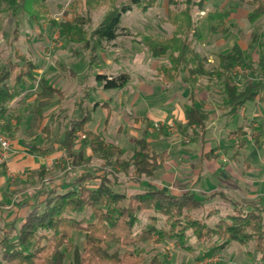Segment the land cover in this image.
<instances>
[{
  "label": "rangeland",
  "instance_id": "rangeland-1",
  "mask_svg": "<svg viewBox=\"0 0 264 264\" xmlns=\"http://www.w3.org/2000/svg\"><path fill=\"white\" fill-rule=\"evenodd\" d=\"M176 1L177 6H172L171 9H173L174 12H179L188 7L191 11L193 22L204 17L205 13L208 11L217 10L229 13V17L226 19L223 26L224 28H228L225 34L220 32L222 29L220 28L214 34H207L203 43L195 42L194 44L197 53L202 57H206L207 65L214 64L215 56L224 50L230 49L235 42H239L243 47H246L251 43V35L260 37L262 49H264V17H261L256 22H249L247 13L250 7L245 2L247 0ZM84 2L85 0H45L48 15L53 21V23H51L41 19L31 20L30 17L22 12L18 13L17 19H14L12 16L14 0H0V69L6 64L8 59L14 60L15 52L17 51L26 59L33 61L38 66L45 69L47 77L52 78V83L55 85L58 83V86L60 85L61 88V94H55L50 101V98L42 94L38 87L36 88L33 86L35 90L31 92H23L22 90L25 95L23 99L13 100L7 104L10 113L14 115L18 114L21 119H25L26 116H29L27 117L28 119L30 117L33 118L34 107L36 105L40 107L41 105H46L47 108L55 107V112L51 115L49 120V123H51L54 129L51 139L55 140L57 146L59 144L58 149L61 153L54 169L46 174V177L49 179L48 185L50 186L46 185L47 187L43 188L44 194L36 199L35 204L28 212L34 207H42V201L45 200L47 191L51 189L59 191L61 187L70 186L73 179H76L84 172L93 173V180H89V182L85 180L82 181L78 187L76 186L78 190L86 185H95L100 179H104V177L111 181L114 190L125 192L126 194L143 191L146 186L141 185L142 181L154 183V175L151 178L142 177L140 180H136L137 178L133 176V169L131 167H126L125 170L122 169V167L128 163L133 153V140L141 135L140 130H138V128L134 129L133 127L136 125V122L133 121L135 113L129 107V99L136 90V84L137 86L142 84L143 80L156 91L153 93V97H162L164 95V89L170 91L167 95L165 93V100L170 99L173 92L180 85V87H183L182 84H184L181 79L170 83L171 85L164 84L157 74L156 69L160 64L167 65L169 63L168 54L164 58L152 59L141 43L144 36L163 38L171 36L174 26L167 16L169 7L168 0H158L157 3L146 12L133 10L123 14L118 37L113 42L101 43L99 47L92 38L93 31L111 8L119 6L122 3H127L128 0H108L104 5L93 9L85 8ZM201 7L202 10H200ZM86 11L88 15L85 14ZM76 13L84 14L83 16L86 17L85 21L88 20L86 23L85 21L82 22L83 25H85L80 27L79 33L66 34L65 30L61 32L62 23H74ZM237 30L241 31L244 38L237 39ZM15 31H17V34H15ZM180 39H186L187 41L193 40L194 43L190 30H185ZM255 46L257 51V49H259L258 44H255ZM260 53L264 56V50L260 51ZM174 55L176 56V54ZM239 70L240 68L237 67L234 73ZM71 72L75 73L76 76L74 77L71 75ZM120 74H127L129 80L125 86L113 90L104 89L103 81L97 79L98 75L117 76ZM236 77L241 85L251 80V75L248 70L241 73L236 72ZM8 83L12 85V79ZM201 84L204 85L205 81H202ZM33 85H36V83ZM143 86H147L146 88L149 87L145 84ZM213 88L216 93L213 94L214 97L211 102L215 106L212 111L218 112L219 114L226 113V109L222 106V94H219L221 88L219 85H213ZM17 95L16 93L15 96ZM31 96L34 98L33 102H30ZM112 96L115 97L113 98ZM40 98L43 101H41ZM105 98H111L110 109L112 111L106 127V110L102 107L94 106L95 100L96 102L98 101V103H103L105 101L110 103V100ZM77 99L78 101L82 99L83 102H85V107L88 106L90 109L93 108V119L89 128L99 133L108 141L115 144H117V142L120 143L119 146H121L122 152L116 154L112 160H104L100 158L98 154L92 153L83 139L81 140L80 136H77L74 142V150L76 152L78 150H83L86 155L90 156V162L78 168H73L68 164V157L63 150L60 140L63 139V132L69 127L68 121L72 118H79L78 116L75 117L79 112L77 105H75V103L78 102ZM137 100L138 98L136 97V101ZM251 103L253 102H248L244 106L246 108L245 115L248 118L247 120L239 116L237 119L235 118V122L231 124L230 122L233 121L236 115L228 116L225 114V122L227 124L230 123L228 128L237 129L239 125L242 131L237 134L228 132L226 136L224 135V138L228 140L231 136L234 137L233 143L231 142V145L228 147V152L231 158L230 162L235 171L238 172L240 176L244 177L249 185H251V182L255 181L257 182V187H260V184L264 183V166L260 168L262 171L258 174V168H255L256 164L252 163L251 166L244 162L245 154H248V150L247 147L244 148L245 144L243 139H249L250 134L257 131H260V142L262 137H264L262 136V133H264V131H262L264 130V110H262L259 105H256L257 107H252ZM250 106L253 112H257L258 109L262 111L260 115L256 113L257 118L255 117V121H249L251 116L249 111ZM245 108H243L242 111H244ZM238 113H241V110ZM0 119L2 120V124L6 121V118L0 117ZM14 123L15 121L12 120V124ZM2 124H0V126ZM172 124L173 126L170 130H163V128L154 129L153 124L148 126V132L149 134L151 133L148 138L151 140L152 149L157 153H161L164 149L172 147L173 156L178 147L185 146L183 149H186L188 146L194 147L195 136L193 130L178 125L175 121H172ZM20 127L22 128V135L26 136L25 146L28 147L33 143V141L29 139L30 137L28 134L34 129L36 130V128H31L30 122L29 124L25 122ZM0 129L10 139L7 134L8 132L3 127ZM203 135L205 136V133ZM239 140L241 145L236 143ZM184 141L188 142L187 145L184 144ZM233 149H238L237 157L232 154ZM262 156L264 155H261V157ZM174 158L173 161L177 162V156H174ZM227 161H229V159H226V162ZM255 174H257V176H255ZM34 180L36 181L37 179L35 178ZM192 180H194V177ZM19 184L21 185V183ZM238 185H240V187L244 186L242 183H238ZM162 188L163 191H169L171 193H191L194 195V183L190 180H186V182L185 180L181 182L176 181V183H170ZM221 193L222 194L219 193V195L216 196V200L211 202H208V199L198 198V193L194 195L196 199L202 201V205L199 209L190 211L189 216L192 219H197L204 226H208L203 232L204 235L209 233L207 230L214 229L215 224L221 218H226V223L229 225L232 224L233 221H231L230 218L234 215H238V213L252 211V214L259 215L261 221L264 222V206H262L264 204H262V201L239 198V202L236 203L234 200L237 199L236 197L228 192ZM26 198L29 199L30 195ZM258 204L261 205L259 206ZM151 215L156 218L154 221L158 228L167 226L161 214L146 211L138 215L139 223L134 228L135 233L141 231L150 223L149 217ZM72 217L90 218V212L72 213ZM180 221L186 223L180 224V227H187L184 239L181 241L176 239H166L159 243L149 241L136 247L111 244V251H118L121 254L140 251L146 262L153 256H157L163 261V264H228V258H231L232 261L235 260V264H264V260H260V258H258L260 257L259 254L254 252V244L252 241L247 242L245 245L233 242L222 251V253L218 252L213 255H206L215 238H212L213 240L197 241L193 230L188 228L193 220L180 218ZM18 229L19 225L18 227L5 226L4 230L0 233V246L4 239L14 241ZM72 238L74 243L79 245L83 241V232H73ZM248 252L253 255L252 259L247 257ZM64 264H72L71 254L67 256Z\"/></svg>",
  "mask_w": 264,
  "mask_h": 264
},
{
  "label": "trees",
  "instance_id": "trees-1",
  "mask_svg": "<svg viewBox=\"0 0 264 264\" xmlns=\"http://www.w3.org/2000/svg\"><path fill=\"white\" fill-rule=\"evenodd\" d=\"M107 1L85 0L84 7L93 9ZM157 1L128 0L127 3L111 8L92 33L95 44L99 47L101 43L113 42L118 37L123 14L133 10L146 12ZM245 2L250 7L247 13L249 22L253 23L264 17V0ZM13 4L14 19L22 12L31 20L41 19L53 23L48 15L45 0H14ZM168 6L167 16L174 26L171 36L165 38L144 36L141 43L152 59L164 58L168 54L169 63L160 64L156 69L164 84L181 79L189 87L190 93L184 104L187 120L185 127L193 130L194 134L206 131L208 113L196 105L195 93L198 90L210 89L213 85H219L221 88L222 106L228 116L237 115L248 102H253L264 110V56L260 53L264 49L260 37L251 35V43L246 47L235 42L230 49L215 56L214 64L207 65L206 57L197 53L194 44L203 43L207 34H214L220 28H222L220 32L225 34L228 28L223 26L229 13L208 11L204 17L193 22L188 7L174 12L171 8L177 6L176 0H168ZM83 15L76 13L74 23H62L61 32L65 30L66 34L79 33L80 27L85 25L82 23L86 18ZM185 30L191 31L194 43L193 40L180 39ZM15 32L17 34V31ZM236 34L237 39L244 38L240 30H237ZM255 44H258V52ZM14 57V60L8 59L0 69V117L6 118L0 128L3 127L8 136L16 129L21 117L18 114H11L7 104L15 97L20 80L31 78L36 69L34 63L21 53L16 51ZM237 67L240 70L236 72L248 70L251 80L241 85L237 81L236 72L234 73ZM11 79L13 83L9 85ZM97 79L103 81L104 89H117L126 85L129 76L98 75ZM202 81H205L204 85L201 84ZM46 87L51 92H58L54 87ZM12 120L15 121L14 124ZM90 120V113L84 112L79 119L72 120L64 132L61 145L68 157V164L73 168L90 162V156L83 150L77 152L74 150V137L78 131L84 132V143L90 151L104 160H112L116 154L122 152L118 145L106 141L100 134L90 130L87 127ZM241 131L242 129L238 128L232 133L237 134ZM259 134L260 131H257L251 135L256 146L259 145ZM166 158L165 151L157 153L152 149L145 129L142 137L134 141L133 153L122 169L131 167L136 180L142 177L151 178L156 168ZM92 177L93 173L84 172L73 179L70 186L61 187L59 191L56 189L47 191L46 198H49L42 201L41 208L34 207L26 214L14 241L4 239L0 246V264H64L69 254L72 264H163L157 256L146 262L140 251L121 254L118 251H111L110 245L136 247L149 241L156 243L166 239L181 241L187 227L179 226L183 223L180 218L193 220L188 228L193 230L197 241L215 238L206 255L221 252L233 242L245 245L252 241L254 252L264 260V222L259 215L252 214V211L232 216L230 220L233 223L230 225L226 223V218H221L214 229L207 230L209 233L204 235L203 232L208 226L189 216L190 211H195L202 205V201L196 199L193 194L174 195L159 188H145L138 193L126 194L114 190L113 184L106 177L95 185L76 189L82 181L93 180ZM85 211L90 212L91 219L72 217V213ZM146 211L161 214L167 226L158 228L154 221L156 218L151 215L150 223L135 233L134 228L139 223L138 215ZM73 232H83V241L79 245L73 241Z\"/></svg>",
  "mask_w": 264,
  "mask_h": 264
},
{
  "label": "crops",
  "instance_id": "crops-1",
  "mask_svg": "<svg viewBox=\"0 0 264 264\" xmlns=\"http://www.w3.org/2000/svg\"><path fill=\"white\" fill-rule=\"evenodd\" d=\"M34 65L36 66V69L33 72V76L31 78H23L20 80L17 90L19 91L17 92L18 95L15 96L11 101L21 98L23 99L25 97L23 92H31L35 90L33 89V86L36 88L38 87L42 94H45L46 97L50 98V101L55 94H61L60 85L58 86V83L56 85L52 83L53 80L51 77H47L45 69H43L41 66H38L36 63H34ZM71 73V75L74 77L76 76L75 73ZM35 83L36 85H33ZM144 84L149 86V84L145 83L144 80L142 81V84H139L138 86L136 84V90L133 96L129 99V107L135 113V118L133 121L136 122V125L133 127L134 129L138 128L141 134L133 140L132 147L134 141L142 137L145 129L147 131V140L151 144V140L148 138V136L150 137L151 133L149 134V129L147 128L149 125H152L155 122L172 123V121H175L178 125L185 126L187 121L184 104L187 101L190 89L186 84H182L183 87H180V85L173 92L170 99L166 100L165 93L167 95V93L170 91L164 89V95L162 97L156 98L153 97V93L156 91H154L151 86L146 88L147 86H143ZM46 86L54 87L58 90V92H51ZM214 93L216 92L213 87L207 90L203 89L196 91L195 93L196 105L198 107H202L208 113L206 131L204 132L205 136L203 135L204 133L194 134V147L188 146L186 149H183L185 146L178 147V149L175 151V155L173 156L172 147L164 149L163 152H166L167 158L156 168L153 178L155 182L142 181L141 185H145L146 188H159L163 191L162 187H166V185H169L170 183H176V181L181 182L182 180H185L186 182V180H190L194 183V195L195 193H198V198H203L206 200L208 199V202L216 200V196H218L219 193L222 194L221 192H228L237 198L234 199L236 203L239 202V198H247L254 200L257 199L260 202L262 201V204H264V183H261L260 187H257V182L255 181L251 182V185H249L246 179L235 171L233 165L230 162L231 158L228 152V147L231 145V142L233 143L234 137L231 136L228 138V140L224 138V135L226 136L228 132L232 133V131H235L236 128H228L230 123L233 124L235 122V118L237 119L239 116H241V118L244 120L248 119L245 115V105L243 106L245 110L242 111V108L241 113H238L233 118V121L227 124L224 118L226 113L219 114L218 112L212 111L215 108L213 103H211ZM219 94H222L221 90L219 91ZM33 96L30 97V102H33ZM136 97L138 98L137 101ZM105 99H109L110 103L107 101L98 103V101L96 102L95 100L94 106L102 107L106 110V127L111 117L112 111L110 109L111 98ZM40 100L43 101L41 98ZM76 103L75 105H77L79 112L75 117L78 116L80 118L84 112L90 113L91 120L87 125L89 128V125L93 119V108L90 109L88 106L85 107V102H83L82 99ZM256 105L257 104L255 103H251L252 107H257ZM251 106L249 108L251 113L249 121H255V117L257 118L256 113L260 115L262 114V111L261 109H258L257 112H253L251 110ZM34 108V117H30L28 119L27 117L29 116H26L25 119L22 118L11 136H9L11 139V148L6 164L2 167L0 166V233L4 230L5 226H21L28 210L35 204L36 199L40 198L44 194L43 188L50 186L48 185L49 179L46 177V174L54 169L61 153L58 149L59 144L57 146L55 140L51 139L54 129L51 126V123H49V120L51 115L55 112V107L47 108L46 105H41V107L36 105ZM72 119L68 121L69 124ZM25 122L28 124L30 122V127L36 128V130L34 129L28 134L30 137L29 139L33 141V143L28 147L25 146L26 136L22 135V128L20 127ZM238 128H240L239 125L237 129ZM164 129L166 130V128H163V130ZM252 133L250 134L249 139H243L245 144L244 148L247 147L248 150V154H245L246 156L244 162L251 166L252 163L256 164L255 168H258L257 173L260 174L262 171L260 168L264 166V156L261 157V155H264V153H262L264 152V137H262L260 142L259 136V145L256 146L253 142V137L251 136ZM80 135H84V138H81V140L83 139L84 141V132L78 131L75 133L74 142L75 139H77V136ZM262 136H264V133H262ZM61 141L62 139L60 140V143ZM187 143L188 142L186 141L184 144L187 145ZM236 143L241 145L240 140ZM119 144L120 143L117 142L116 145L119 146ZM232 154L237 157L238 149H233ZM174 156H177V162L173 161V159H175ZM226 159H229V161L226 162ZM255 176H257V174H255ZM193 177L194 180H192ZM35 178L37 179L36 181H39L36 182L34 180ZM19 183H21V185ZM238 183H242L244 186L240 187ZM172 194L179 195L180 193L172 192ZM28 195H30L29 199L26 198ZM220 253H222V251ZM247 257L252 259L253 255L248 252ZM234 261H232L231 258H228V264H235Z\"/></svg>",
  "mask_w": 264,
  "mask_h": 264
},
{
  "label": "built area",
  "instance_id": "built-area-1",
  "mask_svg": "<svg viewBox=\"0 0 264 264\" xmlns=\"http://www.w3.org/2000/svg\"><path fill=\"white\" fill-rule=\"evenodd\" d=\"M0 124H2V120L0 119ZM172 123H163V122H155L153 123V128H166L170 130L172 128ZM80 138H84V135H80ZM10 139L6 136L4 132L0 129V166H4L7 161V157L10 151Z\"/></svg>",
  "mask_w": 264,
  "mask_h": 264
}]
</instances>
